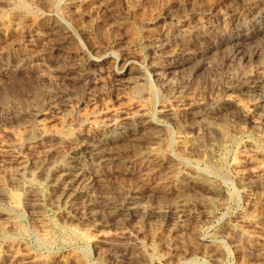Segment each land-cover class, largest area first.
I'll use <instances>...</instances> for the list:
<instances>
[{
    "label": "rangeland",
    "instance_id": "obj_1",
    "mask_svg": "<svg viewBox=\"0 0 264 264\" xmlns=\"http://www.w3.org/2000/svg\"><path fill=\"white\" fill-rule=\"evenodd\" d=\"M255 2L0 0V264H264V129L243 115L258 119L247 93L264 89ZM227 98L222 133L184 112ZM84 138L120 158L84 162L88 197L58 188ZM132 195L174 212L107 223ZM173 201L197 217L182 224Z\"/></svg>",
    "mask_w": 264,
    "mask_h": 264
},
{
    "label": "bare ground",
    "instance_id": "obj_2",
    "mask_svg": "<svg viewBox=\"0 0 264 264\" xmlns=\"http://www.w3.org/2000/svg\"><path fill=\"white\" fill-rule=\"evenodd\" d=\"M255 6H262V7H264V0H258V2H257V0H256V2L255 3H253V7H255ZM252 10V9H251ZM259 16H257V18H258ZM255 19V18H254ZM262 19V18H261ZM211 22V21H210ZM246 23L247 22H245V24H243V25H246ZM254 23V22H253ZM263 23V22H262ZM252 24V23H251ZM197 31V30H196ZM201 32V31H200ZM156 33V32H155ZM199 33V32H198ZM164 34V33H163ZM195 34V33H194ZM199 35V34H198ZM172 36V35H171ZM175 36V35H174ZM164 37H165V35H164ZM168 37V36H167ZM156 37H154V38H152V40L153 39H155ZM226 38V37H225ZM166 40H167V38L165 39V38H163V36H157V39L155 40V45H154V47H155V49L157 50V51H161L162 52V50H164L165 48H167V47H171V46H169L167 43H166ZM176 40V39H175ZM231 41V40H230ZM175 42H173V43H171V44H174ZM151 46V45H150ZM180 46H182V45H180ZM179 46V47H180ZM174 47H176V46H174ZM172 49V48H171ZM170 49V50H171ZM178 49H180V48H178ZM169 50V49H168ZM167 50V51H168ZM186 50H188V49H186ZM186 50H184L185 51V54L187 53V55L186 56H184V57H186V61H189V60H192V59H194L195 57H196V52L194 53H192V52H190V51H187L186 52ZM191 50V49H190ZM177 51V50H176ZM181 51V50H180ZM182 51H183V49H182ZM164 52V51H163ZM174 52V51H173ZM168 53V52H167ZM170 53H172V52H170ZM174 54V53H173ZM179 54V53H178ZM184 54V55H185ZM164 55V54H163ZM168 55V54H167ZM171 55V54H170ZM180 55H181V53H180ZM160 56H161V54H160ZM176 56V55H175ZM179 56V55H178ZM182 56H183V54H182ZM169 57H172V56H168V58ZM177 57V56H176ZM159 58V57H158ZM178 58V57H177ZM181 58V57H180ZM160 59H161V57H160ZM159 63H160V61H159ZM158 63V64H159ZM176 63H179V60H177V62H172L171 64L172 65H174V64H176ZM183 62H180L179 64H178V66L180 65V64H182ZM155 64H157V62L155 63ZM77 65V64H76ZM74 66V65H73ZM72 66V67H73ZM71 67V66H70ZM75 67V66H74ZM82 67V66H81ZM159 68H161V67H159ZM164 69H166V68H164ZM165 71V70H164ZM77 72V71H76ZM69 73V72H68ZM72 73V72H71ZM70 73V74H71ZM79 73H80V70H79ZM72 78V77H71ZM74 78H75V76H74ZM263 79H264V77H263ZM260 88V87H259ZM213 91V90H212ZM248 95H251L252 97L251 98H253V100H255V110L257 111V114H258V119L257 120H255V119H250V117H249V114L248 113H243V115H244V117L246 118V119H248V121H250L251 123H253L252 125H254V126H259L260 127V129L261 128H263L264 129V89H257V90H255V91H251V92H248L247 93ZM20 102V101H19ZM194 105V104H193ZM193 105H191L190 107L188 106V108H186L185 110H184V112H185V114H187V115H191V116H193L192 118H194V119H197V120H203L204 122H205V124L207 125V126H209L210 128H212L213 130L215 129L216 131H219V129L218 128H220L219 126H221V128H222V125H220V122H224L223 121V119L225 118V116H227L228 114V112H230V110H231V112H232V110L233 109H235V108H237L238 107V104H236V102H235V100H233L232 98H227L224 102H223V105H222V107H221V105H220V109L217 111V112H209V110L208 109H206V108H204L203 106H198V107H195V106H193ZM196 105V104H195ZM166 108V107H165ZM164 108V109H165ZM163 111V110H162ZM161 111V112H162ZM228 111V112H227ZM164 112H166V113H170L171 112V110H169L168 108H166L165 110H164ZM164 112H162V113H164ZM227 112V113H226ZM146 113V112H145ZM141 114V113H140ZM231 114V113H230ZM146 115H147V113H146ZM169 115V114H168ZM172 115V114H171ZM189 115V116H190ZM144 117V114H142L141 116H137V117H134V118H131V117H125L124 119H122V120H124V121H128V123L126 124V122H123V123H121V121L120 122H118V123H116L115 121H114V123H112L110 126L113 128V130L115 131V134L117 133L118 134V136H116V137H122V139L123 138H125V137H127L126 136V134H125V132L122 130L121 132H119V131H117V130H119V129H121V128H124V126L122 125V124H126V125H128V126H130V125H132L131 123H133L135 120H138V119H140V117ZM166 116V115H165ZM242 117V116H241ZM229 118V117H228ZM232 118V117H231ZM230 118V119H231ZM193 119V120H194ZM146 120V119H145ZM226 120H227V118H226ZM142 121V120H141ZM144 121V120H143ZM148 121V120H147ZM152 121V120H151ZM154 121V120H153ZM152 121V122H153ZM195 121V120H194ZM218 121H220L219 122V124H218ZM228 121H230V120H228ZM231 121H233V119L231 120ZM110 122V121H109ZM150 122V121H149ZM151 122V123H152ZM227 122V121H226ZM108 123V122H107ZM141 123V122H140ZM201 123V122H200ZM230 123V122H229ZM250 123V124H251ZM144 124H146V122L144 123ZM204 124V123H203ZM204 124V125H205ZM226 124V123H225ZM142 125H143V123H142ZM219 125V126H218ZM228 125V124H227ZM99 127V126H98ZM101 127V126H100ZM127 127V126H126ZM161 127V126H160ZM111 128V129H112ZM128 128V127H127ZM139 128V127H138ZM102 129V128H101ZM205 129V128H204ZM207 129V128H206ZM218 129V130H217ZM223 129V128H222ZM222 129H220V131L219 132H221L222 133ZM227 129V128H226ZM96 130V129H95ZM131 130H132V128H131ZM214 130V131H215ZM129 132V131H128ZM168 132H170V131H168ZM227 131L225 130V131H223V134H225ZM99 133V132H98ZM155 133V132H154ZM165 134H166V132H165ZM169 134V133H168ZM216 134V133H215ZM222 134V136H223V138H224V135ZM226 135V134H225ZM99 136V135H98ZM135 135H133V137H134ZM221 135H219V137H220ZM79 137V136H78ZM102 137V136H101ZM142 137V136H141ZM75 138V137H74ZM97 138V137H96ZM145 138V137H144ZM86 139L87 138H84V140H83V142H81V141H79V142H77V144H76V146L73 148V153L72 154H74L73 156H77V157H71L72 158V160L70 161V163L68 164V166H67V169H64V172L61 174V176H60V181H59V190H61V192H67V191H69V190H75V191H73V193L75 194V192L77 191V194L78 195H80V196H85V197H88V194L89 193H91V192H89L88 193V191H89V189L93 186H91V183L88 181V180H84V178H82L81 177V175H79L80 173H82L83 171H84V162L88 159H95L96 161H100V162H104L105 160H110V161H117V162H120V158H119V156L118 157H116V156H110L109 157V155H114V154H112L111 152L109 153L108 152V150L106 151V150H104L105 149V147L104 148H101L95 141H86ZM147 139V138H146ZM70 140V139H69ZM73 140V139H72ZM90 140H91V138H90ZM93 140V139H92ZM129 140H131L130 142H132V141H134L135 142V140H137V137L135 138H132V139H129ZM199 140V139H198ZM109 141V140H108ZM128 141V140H127ZM264 141V140H263ZM61 142H63V141H61ZM66 142V141H65ZM75 142V143H76ZM112 142V141H111ZM128 145V144H127ZM137 145H138V143H137ZM140 145V144H139ZM138 145V147H139V149L141 148L140 146ZM159 145V144H158ZM57 146V145H56ZM70 146V145H69ZM136 146V145H135ZM143 146V145H142ZM137 146H136V148H138ZM60 148V147H59ZM58 148V149H59ZM182 148V147H181ZM8 148H6V150H7ZM109 151H110V149H109ZM104 152L106 153V152H108V156L107 155H105L104 154ZM79 153H81V157H78V155H79ZM6 154L8 155V156H12V155H14L13 153H11V151L8 149V151H6ZM258 156V155H257ZM89 157V158H88ZM7 160H8V158H7ZM12 160V159H11ZM14 160V159H13ZM5 161V160H4ZM59 161V160H58ZM122 162V161H121ZM94 163V162H93ZM98 163V162H97ZM110 163V162H109ZM88 164V163H87ZM119 165V164H118ZM121 165H123V164H121ZM125 165V164H124ZM123 165V166H124ZM66 168V167H65ZM168 168V167H167ZM174 169V168H173ZM171 170V169H170ZM169 171V170H168ZM183 171V170H182ZM87 173V172H86ZM173 173H175V169L174 170H172V171H169V172H167L166 173V178L170 181V179L172 178V174ZM87 176V175H86ZM186 176H187V174H186ZM193 177V176H192ZM191 176H189V179H187V180H189L190 181V183L191 182H193L192 184H195L196 183V181L197 180H194V178H192ZM2 179V178H1ZM11 180V179H10ZM251 180V179H250ZM91 181V180H90ZM186 181V180H185ZM198 182V181H197ZM257 181H251V182H248L249 183V188L251 187H253L254 188V185H255V183H256ZM209 183V182H208ZM79 185V186H77V185ZM188 184V183H187ZM197 184V183H196ZM201 184V183H200ZM203 184V183H202ZM74 185H76L75 186V188L76 187H78V188H81L80 190H76V189H73V186ZM188 185H190V184H188ZM198 185H199V182H198ZM204 185H206L205 183H204ZM210 189L209 187H205V189ZM211 188H213V187H211ZM244 189V188H243ZM245 189H248V188H245ZM212 190V189H211ZM202 191V190H201ZM207 191V190H206ZM214 191V190H213ZM7 192V191H6ZM247 192V191H246ZM72 193V194H73ZM67 194H68V192H67ZM73 194V195H74ZM92 194V193H91ZM91 194H90V196H89V198L90 197H92L91 196ZM73 195H72V197H73ZM69 196H71V192L69 193ZM79 196V197H80ZM18 198V197H17ZM82 198V197H81ZM80 198V199H81ZM88 198V199H89ZM94 198V197H93ZM97 198V199H96ZM98 198L99 197H95V199L96 200H94V201H92V203H93V205H94V207H95V209H93V208H91V209H93V210H96V207L98 206V205H100L102 202H100L101 200H103V199H101V200H98ZM182 198H184V197H182ZM30 199V198H29ZM71 199V198H70ZM85 198H83V200H84ZM92 199V198H91ZM181 199V198H180ZM188 199V198H187ZM187 199H184V200H186L187 201ZM200 199V198H199ZM175 200H177V199H175ZM182 200V199H181ZM186 201L184 202V201H182V202H176L177 204H175V201H173L174 202V206L176 207V218L178 219V221L180 220V222H182V224L184 223V225L185 224H187V221H190V220H192V219H195V217H197L196 216V212L195 211H192V210H190L189 208H187L188 207V202L190 201V200H188V202L186 203ZM192 201V200H191ZM18 202V201H17ZM84 202V201H83ZM86 202H88V201H86ZM106 202V201H105ZM208 202V201H207ZM110 203V202H109ZM108 203V204H109ZM127 203V202H126ZM126 203H121L119 206L120 207H113L111 210H109L108 212H107V216H106V222L107 223H113V225H115L114 223H116V222H120V221H125V220H127L128 222H132V220H136V219H147V218H149V217H151L152 215H154V214H157V215H169L170 214V212H172L171 211V207L170 206H166L165 208H158L157 210H150L149 208H147V207H145L144 205L146 204H143V199H141L140 197H138V196H130V198L128 199V203L130 204V206H127V205H125ZM190 203V202H189ZM203 203V202H202ZM21 204V203H20ZM23 204V203H22ZM88 203H86V205H87ZM103 204V203H102ZM173 204V203H172ZM212 204V203H211ZM88 205H90V204H88ZM88 205H87V207H88ZM112 205V204H111ZM206 205V204H205ZM208 205V204H207ZM122 207V208H121ZM161 207V206H160ZM105 208H109V207H105ZM111 208V207H110ZM157 208V207H156ZM171 208V209H170ZM100 209V208H99ZM155 209V208H154ZM174 209V208H173ZM98 210V209H97ZM36 211V210H35ZM92 211V210H91ZM100 211V210H99ZM105 211H106V209H105ZM85 212H86V210H85ZM93 212V211H92ZM104 212V211H103ZM174 212V211H173ZM88 213V212H87ZM104 213H106V212H104ZM172 214V213H171ZM102 216H103V214H101ZM87 215H85V217H86ZM91 216V215H90ZM94 216V215H93ZM170 216V215H169ZM172 216H174V214L172 215ZM171 216V217H172ZM6 217V216H5ZM88 217V216H87ZM155 217V216H154ZM156 217H158V216H156ZM162 217V216H161ZM165 217H167V216H165ZM99 218V217H98ZM153 218V217H152ZM174 218H175V216H174ZM96 219V218H95ZM7 220V219H6ZM98 220V219H97ZM197 220V219H196ZM177 220H175V222H178ZM7 222V221H6ZM186 222V223H185ZM191 222V221H190ZM8 223H9V221H8ZM16 223V222H15ZM125 224H126V222H124ZM4 224V223H3ZM163 224V223H162ZM176 224V223H175ZM180 224V223H179ZM8 225V224H7ZM189 225V224H188ZM1 226V225H0ZM179 226V225H178ZM1 227H3V226H1ZM184 227V226H183ZM6 228V227H5ZM9 228V227H8ZM174 229H176L175 227H174ZM5 234V233H4ZM238 234V233H237ZM232 235V234H231ZM238 236H240V235H238ZM235 238V237H234ZM236 238L238 239V237L236 236ZM241 239V238H240ZM247 240H248V238H246ZM9 240V239H8ZM242 240V239H241ZM248 243V242H247ZM3 255V254H2ZM36 259H37V257H36ZM34 260V259H33ZM40 260V259H39ZM218 260V259H217ZM2 261H4V260H2ZM37 261H38V259H37ZM31 262H33L32 260H31ZM36 264V263H35Z\"/></svg>",
    "mask_w": 264,
    "mask_h": 264
}]
</instances>
